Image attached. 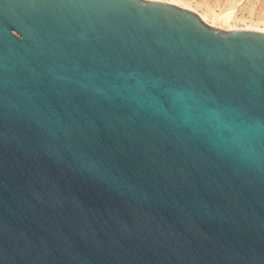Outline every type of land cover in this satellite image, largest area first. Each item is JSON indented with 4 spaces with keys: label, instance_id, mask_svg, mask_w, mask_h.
Returning <instances> with one entry per match:
<instances>
[{
    "label": "water",
    "instance_id": "water-1",
    "mask_svg": "<svg viewBox=\"0 0 264 264\" xmlns=\"http://www.w3.org/2000/svg\"><path fill=\"white\" fill-rule=\"evenodd\" d=\"M0 264H264V31L0 0Z\"/></svg>",
    "mask_w": 264,
    "mask_h": 264
},
{
    "label": "bare ground",
    "instance_id": "bare-ground-1",
    "mask_svg": "<svg viewBox=\"0 0 264 264\" xmlns=\"http://www.w3.org/2000/svg\"><path fill=\"white\" fill-rule=\"evenodd\" d=\"M195 11L207 24L236 28L237 22L249 21L244 28L264 31V0H162ZM199 8L201 11H199ZM249 17V18H247ZM262 25V27H260Z\"/></svg>",
    "mask_w": 264,
    "mask_h": 264
},
{
    "label": "rangeland",
    "instance_id": "rangeland-1",
    "mask_svg": "<svg viewBox=\"0 0 264 264\" xmlns=\"http://www.w3.org/2000/svg\"><path fill=\"white\" fill-rule=\"evenodd\" d=\"M200 9H202V8H199V11H201ZM247 18H249V17H247ZM248 23H249V21H246V23L245 22H243V23L242 22H237L236 23V28H244V26H247ZM260 27H262V25ZM230 29H232V28H230Z\"/></svg>",
    "mask_w": 264,
    "mask_h": 264
}]
</instances>
